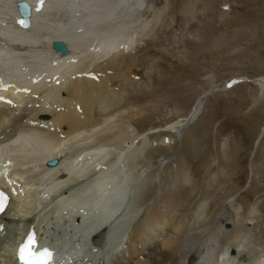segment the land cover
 I'll return each instance as SVG.
<instances>
[{"label":"bare ground","instance_id":"obj_1","mask_svg":"<svg viewBox=\"0 0 264 264\" xmlns=\"http://www.w3.org/2000/svg\"><path fill=\"white\" fill-rule=\"evenodd\" d=\"M16 1L0 0V183L10 185V203L0 216V264H17L14 250L29 229L38 232L42 243L57 246L56 264H264L262 250L257 261L247 258L256 252L255 242L264 251V223L250 216L251 224H246L234 220L226 208L214 219L194 221L195 232L186 235L184 228L196 193L195 186L184 185L187 178L171 194L168 190L155 197L150 210H143L136 202L141 177L130 173V161L145 148V141L119 122L116 134H104L115 121L114 113L98 121L92 118L97 97L111 91L114 77L109 69L115 66L114 59L128 57L127 51L135 46L134 35L142 36L147 30L148 20L143 16L147 9L141 11L144 0H27L32 6L30 29L19 26ZM134 8L141 13L132 24L129 12ZM133 25L136 30L131 29ZM54 39L66 42L67 54L53 51L50 43ZM102 59L105 67H93ZM252 80L264 92V75ZM11 106L22 112L15 115ZM203 110V99L198 98L189 113L172 122L169 129L181 138ZM261 130L264 134V125ZM135 140L140 141L139 146H133ZM74 144L77 150L71 149ZM68 148L71 154H67ZM61 150L63 153H56ZM54 157L58 164L47 166L45 162ZM104 162L105 166L96 170ZM33 163L42 170L37 175L32 172L31 178L52 182L32 187L31 194L37 195H31V205L24 206L21 202L28 189L23 177L30 174L27 169ZM12 171L21 173L13 177ZM93 171L88 183L94 190L88 198H81L78 192L75 195L80 196L74 197L68 193L71 185L62 186ZM123 183L134 195L120 211L119 191L114 185L121 189ZM54 191L60 193L53 196L56 210L43 215L38 203ZM78 199L84 202L82 209L73 204ZM257 211L254 206L248 213ZM97 213L102 218L91 232L92 238L80 237L78 223L83 227V221ZM229 220L232 227L226 229ZM212 223L215 232L204 233ZM78 250L83 251L82 260L77 258Z\"/></svg>","mask_w":264,"mask_h":264},{"label":"rangeland","instance_id":"obj_2","mask_svg":"<svg viewBox=\"0 0 264 264\" xmlns=\"http://www.w3.org/2000/svg\"><path fill=\"white\" fill-rule=\"evenodd\" d=\"M142 5L141 11L147 9L143 15L148 20L147 30L142 36L134 35L135 46L127 51L128 57L114 59L115 66L109 69L114 77L111 91L99 95L92 106L95 121L116 115L104 134H116L118 124L123 123L136 132L137 139L145 141V148L130 161V173L141 177L136 202L149 209L155 197L168 190L171 194L185 181L184 185L196 187L192 215L184 228L186 235L195 232L194 221L214 219L226 208L234 220L251 224L250 216L263 224L264 92L251 80L264 75V0H144ZM141 11L134 8L125 21H137ZM103 61L93 67L102 69ZM231 80L232 85L227 83ZM198 98L204 102L202 114L177 138L169 125L185 117ZM19 110L10 111L19 115ZM135 141L133 146H139L140 141ZM71 147L78 148L75 144ZM70 148L65 150L67 154H71ZM41 170L34 163L28 167L30 174L23 177L28 191L22 205H31L30 191L41 183L31 178V173L37 175ZM11 173L14 177L21 172ZM91 173L79 174L62 186L71 185L68 193L73 196L77 192L89 196L94 190L88 183L94 176V171ZM73 190L76 192L72 194ZM54 192L38 203L43 215L56 210L53 196L59 192ZM254 206L257 214L248 213ZM214 226L212 223L204 233L213 234ZM224 227L230 229L232 222H225ZM217 240H213L214 245ZM255 243L256 252L247 254L248 261L264 255L262 246Z\"/></svg>","mask_w":264,"mask_h":264},{"label":"water","instance_id":"obj_3","mask_svg":"<svg viewBox=\"0 0 264 264\" xmlns=\"http://www.w3.org/2000/svg\"><path fill=\"white\" fill-rule=\"evenodd\" d=\"M17 12L21 17V28L29 29L31 27V5L26 0H18L16 2ZM51 48L62 55L68 53V47L64 41L53 40L51 43ZM251 82H254L251 80ZM57 159H52L47 162V166H53L57 164Z\"/></svg>","mask_w":264,"mask_h":264},{"label":"snow or ice","instance_id":"obj_4","mask_svg":"<svg viewBox=\"0 0 264 264\" xmlns=\"http://www.w3.org/2000/svg\"><path fill=\"white\" fill-rule=\"evenodd\" d=\"M0 210H3L2 204H0ZM34 244H35L34 238L29 237L28 243H26L20 249L21 259L25 261V264H47V261L50 258L51 253L47 249H45L43 252L37 255L36 253L31 251V247L34 246Z\"/></svg>","mask_w":264,"mask_h":264}]
</instances>
